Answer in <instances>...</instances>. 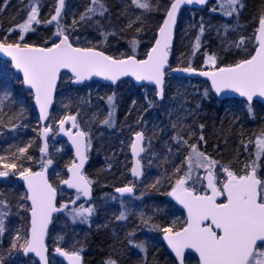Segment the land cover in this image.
Returning <instances> with one entry per match:
<instances>
[{
  "label": "trees",
  "instance_id": "trees-1",
  "mask_svg": "<svg viewBox=\"0 0 264 264\" xmlns=\"http://www.w3.org/2000/svg\"><path fill=\"white\" fill-rule=\"evenodd\" d=\"M36 1L0 0V42L28 43L38 47H50L56 43L49 34L54 24L45 23L54 14L56 0H39L41 23L36 24L34 32L23 41L17 38V29L9 31L26 20ZM215 1L204 11L185 10L182 13L170 51L162 103L156 100L153 89L136 87L130 81L122 82L115 88L92 83L76 89L71 87L68 75L61 76L49 124L57 125L60 118L56 116L76 115L84 132L91 133L90 164L85 176L92 181L95 197L99 192L109 195L115 188L131 182L129 143L132 135L143 131L145 125L148 129L150 125H156L153 132H146L149 148L144 157L145 162L149 161L155 170L150 169V175L144 174L143 180L137 184L140 192L138 203L131 204V207L116 211L99 208L89 224L77 226L67 223L58 226L59 218L64 217L66 211L58 215L48 236L50 251L56 247L69 252L79 251L84 264H105L109 259L117 264H175L160 238L162 229L170 227L173 221L177 228L184 226L183 215L170 202L168 193L176 178L174 169L181 166L188 149L180 147L173 137L179 133L189 144L197 143L200 151L222 165H230L236 172L243 168L245 162L253 159V140L264 131V107L259 103L250 107L239 100L220 102L212 95L207 83L170 75L174 69L189 66L195 70H207V55H215L217 67H222L234 65L254 54V39L259 17L264 13V0H240L243 7L237 5V12L232 16L223 15ZM100 2L107 9L104 15L89 14L91 19L81 21L80 16L91 6V0H67L62 17L66 25L65 34L71 41L79 39L82 47H95L114 58L134 55L144 59L154 43L170 0H159L158 10L151 12L136 8L131 5V0ZM149 2L153 7L157 6V0ZM213 8L217 10L212 11ZM136 16L142 19L128 28L129 20L135 21ZM74 20L78 22L75 27L72 26ZM137 28L141 30L138 32ZM102 32L115 35H108L105 40ZM197 37L199 48H196ZM242 37L245 42L237 48L236 43ZM133 40L138 44L134 50L129 46ZM5 92L8 95L0 107V152L10 148L16 152L17 148L31 143L26 155H31L33 159L22 161L29 164L28 168L32 171H38L40 165L37 163L42 159L39 151L40 124L32 94L10 64L0 60V96L4 97ZM113 94L115 110L109 126L102 123L108 116L104 99ZM201 124L204 125L203 130L199 127ZM201 131L204 141H199ZM190 132L195 133L191 138ZM249 139L253 143L248 144V151L245 152L241 141L247 144ZM53 161L49 177L59 189L73 156L65 146ZM58 170L61 176L56 180L52 171ZM262 170L264 176V166ZM68 194L72 198L76 196ZM58 203H64L62 196H59ZM121 211L125 212L127 219H116ZM133 232L135 235L130 236L129 233ZM141 242L145 244L146 252L135 247ZM21 261L22 264H36L30 258L22 257ZM50 264L62 263L50 257Z\"/></svg>",
  "mask_w": 264,
  "mask_h": 264
},
{
  "label": "snow or ice",
  "instance_id": "snow-or-ice-1",
  "mask_svg": "<svg viewBox=\"0 0 264 264\" xmlns=\"http://www.w3.org/2000/svg\"><path fill=\"white\" fill-rule=\"evenodd\" d=\"M206 3V0H170V7L166 9V18L159 27V36L155 40L154 46L147 53V58L138 60L134 55L126 58H114L106 55L105 52L97 50L95 47H74L65 34L64 26L60 23L61 12L65 5V0H58L55 14L46 21L47 24L56 23V31L53 35L59 37L58 43H53L50 47H38L28 43L20 42H0V52H3L11 61L14 67L23 73V82L34 90L35 103L39 107V118L41 121L49 119V109L53 103V94L57 86V80L62 69H68L73 74L74 83H82L93 76L103 77L106 80L116 83L123 76H133L137 81H149L156 85L157 95L163 98V84L165 67L168 64L169 48L173 36V28L176 24L177 13L182 5ZM157 6L149 0H131V5L143 9L146 12L157 11ZM237 5L243 7L240 0H219L218 7L225 16H232L237 12ZM2 10V9H0ZM213 8L212 11H216ZM107 11L105 5L100 0H91V6L87 7L81 14L80 20L91 19L89 14L99 13L104 15ZM141 16H136L135 21L129 20L127 27L131 28L136 21H140ZM33 23L39 24L38 9L31 7L30 13L24 22L19 23L9 31L19 30V41L24 40V34L34 31ZM73 21V27L77 24ZM258 35L255 39L258 46L255 53L249 58L239 60L234 65L217 67V57L207 55L206 65L212 67V71H200L199 75L206 76L211 80V86L217 94L225 90H231L245 97L251 102L254 97H264V13H261L258 21ZM141 29L137 28L136 31ZM203 32V26H201ZM107 39L108 35L115 33H101ZM242 37L236 43L239 48L244 44ZM130 43L135 49L136 41ZM199 37H197L196 48H199ZM174 71L191 73L196 70L191 66L177 68ZM207 94V90L205 91ZM8 95L7 92L4 93ZM115 94L107 97V102L111 108L107 118L102 123L111 126L114 113ZM151 104V102H149ZM251 110V109H250ZM71 124L68 128L66 125ZM59 131L64 133L71 141L75 149L78 160H74L68 167L70 174L62 183L70 189L76 190V199L71 201L75 205L76 200L81 197H91L92 181L84 175L82 169L88 159L87 152L91 146L88 134L79 130L76 115H66L58 121ZM203 130L204 125L201 124ZM72 129H77L73 132ZM53 126L47 124L40 130V138L44 141L39 148L41 154H46L48 150L47 138ZM135 139L131 144L134 156H139L144 152L141 146L144 140L142 132H136ZM195 133H189V138ZM180 147L188 149L187 156L181 162V166L174 169L175 180L172 189L168 193L178 203L187 210V219L184 226L177 228L173 221L170 227L162 229L164 240L169 248L175 253L178 264H185V250L194 249L199 254V264H264V178L258 174L261 168V157L264 156V131L255 138V158L244 163L239 171H233L230 165H222L219 161L212 159L205 152L200 151L197 143L189 144L179 133L173 137ZM201 131L199 141H204ZM241 143L245 152L248 151V144L253 143L249 139L248 143ZM31 143L25 147H19L12 154L11 160L0 155V177H7L10 173L16 174L27 184V199L31 201V227L26 235L21 236L19 232L12 240L11 248L19 246L25 255L34 253L39 258L40 264H49L48 248L45 243L48 225L51 222L52 214L68 209V204L56 206L57 190L48 182L46 171L52 165L53 160L41 159V170L32 171L31 168L24 167L20 161H31L33 157L26 155ZM179 150V149H178ZM171 151V149H169ZM219 167L224 174V179L217 177L215 169ZM204 169L206 176L201 178L194 175L198 169ZM133 176L142 175L140 161L137 160L131 169ZM171 179V178H170ZM206 180L203 194H200L195 187L189 186ZM159 182V181H157ZM133 186L117 188L116 192L121 195L133 193ZM223 197L221 201L219 198ZM6 202L0 200V236L6 231L5 217L7 212L3 211ZM95 209L92 206L85 207L83 204L73 207L69 212L75 222L77 219L82 223L88 222ZM118 220H125L127 216L121 211ZM207 222V223H206ZM134 236L135 233H129ZM259 242V243H258ZM129 243H132L129 240ZM135 247L141 251H147L143 242ZM55 253L67 259L68 264H81L79 251H66L61 247L55 248ZM0 264H3L0 260ZM105 264H117L115 260L109 259Z\"/></svg>",
  "mask_w": 264,
  "mask_h": 264
},
{
  "label": "rangeland",
  "instance_id": "rangeland-1",
  "mask_svg": "<svg viewBox=\"0 0 264 264\" xmlns=\"http://www.w3.org/2000/svg\"><path fill=\"white\" fill-rule=\"evenodd\" d=\"M37 3V4H36ZM36 3L34 4V7H36L38 9V19H39V14L41 11V2H39V0L36 1ZM219 4V0L215 1V5ZM221 11V10H220ZM51 18V17H50ZM61 24L64 26V29L66 28V25L64 24V22L61 20L60 21ZM33 28L35 30L36 28V24L33 23ZM56 31V25H53V27L49 30V34L51 36V38L55 39L56 42L60 39L59 37L53 35L54 32ZM34 31H30L26 34H24V38L27 37L28 35L32 34ZM16 35L17 38H19V30L17 29L16 31ZM81 40V39H80ZM73 43L78 46V47H82L81 44H79V39L75 38L72 40ZM131 49H133V45L130 44L129 45ZM138 47V44L136 43L135 45V49ZM207 66V70H213L212 67L210 65H206ZM5 95L0 96V107L3 106V104L5 103ZM105 101V105H107V107H105V111L106 112V116L108 115V112L111 110L108 102H107V97L104 99ZM251 107V106H250ZM61 114V113H60ZM63 116V115H62ZM62 116H56L57 118H63ZM53 126V131L51 132V136H50V140H49V154L46 157H42L44 160L47 159H54L56 156L60 155L63 151V147L66 146V143L63 142L59 139L58 137V123L56 126ZM156 128V125H150V129H148V127L143 126L144 130L142 131L145 136H146V132L150 131L153 132V128ZM80 130L84 131L80 126H79ZM88 138L91 141V133L88 132ZM255 141V138L254 140ZM130 145V143H129ZM92 147V144L90 146V149ZM13 148V147H12ZM149 148V142L146 139V154H147V150ZM15 152H12V149H6V151H4V149L0 152V155L6 156L9 158V160H11L12 158V154ZM253 159L255 158V143L253 146ZM41 161V160H40ZM40 161L37 163L40 165V169H41V163ZM21 163H23L24 167L29 166V164L20 161ZM54 162V161H53ZM143 166H144V173L147 175H150L151 171H154L155 169L153 167H151L149 165V161L145 162V159H143ZM261 168L264 166V156L261 157ZM70 165V164H69ZM52 165L48 166L49 171L51 172L52 170ZM151 169V171H150ZM0 170H3L2 168H0ZM262 171V170H261ZM205 170L204 169H198L196 171V173H194V175H199L201 178H203L204 174H205ZM52 174L54 175L55 179L59 178L61 175L60 170L58 171H52ZM261 176L264 178L263 173H261ZM218 179L223 180L224 179V174L222 172H220V176H218ZM21 177L19 176L18 172L16 174H12L10 173L7 177H0V200H3L6 202V207L3 208V211L7 212L8 215L5 217V228L6 231L3 233L2 236H0V260H2L3 264H22L21 258H22V249L19 248V246H17L16 249H12L11 248V244H12V240L13 238L16 236V234L19 232V234L21 236H24L27 234V232L29 231V211L30 208L28 206L27 203V195L24 191L23 186L21 185V183L19 182V179ZM65 179V178H64ZM62 179V180H64ZM57 180V179H56ZM62 180L60 182V185L62 186ZM54 185V184H53ZM189 186L195 187L200 189V187L203 186V179H201L200 182H197L196 184H192L191 181H189ZM56 187V185H55ZM134 188L136 189L137 195H136V199H134L133 201H119L115 198L114 195L112 194H105L103 192H99L96 196V200L89 206L94 207L95 211L93 213V215L96 213V211L99 208H104V204L106 206H111V207H117L118 209L125 208L127 207H131V204L133 203H138V198H139V194L140 192L138 191L139 189L137 187L134 186ZM59 192V196H62L64 198V203L62 204H68L69 207L68 209H66V213L64 214V217L59 218L58 220V226H61L62 224H70L72 226H77V225H84V224H89L90 220L93 218V215L89 218L88 222L86 223H82L80 222L79 219H77L75 222L73 221L72 217L69 215V212L71 211V209L73 207H78L79 205L83 204L85 207H89L88 205H86L84 203V201L82 200V198H80L79 200H76V204L73 205L71 204L72 200L76 199L75 197H70V195L65 192V190L63 188H59L57 189ZM61 204V205H62ZM53 242H55V240H53ZM187 264H198L197 262H192V261H188Z\"/></svg>",
  "mask_w": 264,
  "mask_h": 264
},
{
  "label": "water",
  "instance_id": "water-1",
  "mask_svg": "<svg viewBox=\"0 0 264 264\" xmlns=\"http://www.w3.org/2000/svg\"><path fill=\"white\" fill-rule=\"evenodd\" d=\"M66 2L67 0H65V5H64V8L62 9V12H61V18H60V21L63 17V14H64V11H65V7H66ZM213 0H206V3L203 4V5H200V4H191V5H188V4H185V5H182L177 13V19H176V24L174 25V28H173V36H172V41H171V44H170V48H169V56H168V64L166 65L165 67V76H164V84H163V98L161 99L160 96L157 95V87L155 84L149 82V81H137L135 79V77L133 76H123L121 77L116 83H113L112 81H109V80H106L104 79L103 77H97V76H93L91 79H88V80H85L83 81L82 83H74V77H73V74L70 72V70L68 69H62L60 71V74H59V77H58V80H57V86H56V89L54 91V94H53V103L49 109V119L46 120V121H41L40 118H39V107L36 105L35 103V96H34V90L30 88L29 85L25 84L23 82V73L16 69L11 61V57H8L7 55H5L3 52H0V60L2 61H5L7 63L10 64L12 70L15 72V74H17L20 79L22 80V83L24 85V87L31 92L32 94V99H33V105H34V108H35V111H36V115L38 117V120H39V124H40V130L43 126L49 124V121L51 119V116H52V113H53V110H54V107H55V101H56V96H57V91H58V88L60 86V82H61V76L66 74L68 75L70 78H71V82H70V85L72 88H78V89H81V88H84L92 83H98V84H101L103 86H108V87H117L118 85H120L122 82H125V81H130L134 86L136 87H148V88H151L155 91V95H156V100L159 102V103H162L164 101V94H165V87H166V78H167V73L169 71V67H170V51L172 50L173 46H174V42H175V34H176V30H177V27H178V23H179V20L182 16V13L185 11V10H196V11H204L206 10L211 4H212ZM58 6V0H56V5H55V8ZM170 7V6H169ZM54 14H55V10H54ZM53 14V15H54ZM166 18V15L164 17V19ZM163 19V20H164ZM54 25H56L55 22H53ZM163 24V21L161 23V25ZM160 25V26H161ZM259 26V24H258ZM159 30V29H158ZM258 35V32H256V35L255 37ZM159 36V31H157V34H156V37H155V40L158 38ZM70 40V39H69ZM155 40H154V43L152 45V47L154 46L155 44ZM59 42V40L57 41V43ZM70 42H72L70 40ZM254 44H255V48L258 46V42L256 39H254ZM74 46V45H73ZM76 47V46H74ZM151 47V48H152ZM151 50V49H150ZM149 50V51H150ZM255 53V52H254ZM107 55V54H106ZM147 58V55L144 59ZM138 59V58H137ZM138 60H143V59H138ZM200 71H212V70H196L195 72H191V73H185V72H179V71H171L170 72V75L171 76H174V77H179V78H184V79H189V80H198V81H202V82H205L208 84L209 88H210V91L212 93V95L220 102H227V101H232V100H239V101H243L245 102L247 105L251 106L255 103H259L261 106L264 107V97H259V96H256L253 98V100L251 102H248L247 99L245 97H241L239 96L238 93H235L231 90H225L224 92H221L220 94H217L215 92V90L212 88L211 86V80L206 77V76H201L199 75V72ZM66 127L70 128L71 127V124L69 123L68 125H66ZM80 130V129H79ZM73 132L77 131V129H72ZM143 133V132H142ZM144 135V133H143ZM50 136H51V132L49 133L48 135V138H47V144H48V150H47V153L46 154H41L42 156H46L48 154V151H49V139H50ZM58 137L62 140H64L67 144V147L69 148V150L71 151L72 153V156H73V161L77 160L76 158V155H75V149L74 147L72 146L71 144V141L68 139V137L66 135H64V133L60 132L59 131V127H58ZM135 139V135L133 136L132 138V142L134 141ZM39 140H40V147L43 146V143L44 141L40 138L39 136ZM132 144V143H131ZM141 146L144 147L145 149V135H144V140L142 141L141 143ZM130 158H131V169L135 166V163L137 160L140 161V164H141V171H142V175L140 177H135L133 176L132 174V171H130V176H131V179L134 180V181H141L143 179V166H142V158L145 156V151L140 153L139 156H134L133 153H132V150H131V146H130ZM87 157H88V152H87ZM90 161H89V158L86 160L85 162V165H84V168L82 169L83 173L85 172V170L87 169L88 165H89ZM66 175H67V178L68 176L70 175L68 173V168L66 170ZM206 176V175H205ZM46 177L48 179V182L51 184L50 182V179H49V171H48V168H47V171H46ZM66 178V179H67ZM20 183L22 184L23 188H24V191L26 193V195H28V189H27V184L25 183V181L20 178L19 179ZM204 183L206 185V180H204ZM53 186V185H52ZM63 188L65 189V191L67 192H72V193H75L76 194V190L75 189H70L67 187V185L63 184L62 185ZM115 193L118 195V196H122V197H132L134 195V190H133V193L129 194V193H125L123 195H121L120 193L116 192ZM58 197H59V193L57 191V195H56V206L58 207ZM93 198V189H92V186H91V197L90 198H84L82 197V199L85 201V202H90ZM170 200L173 202L174 205H176L184 214H185V217L187 219V210L183 207V205H181L180 203H178L172 196H169ZM221 201L224 199L223 197L219 198ZM27 203H28V206L29 208H31V201L27 199ZM64 211H60V212H54L52 214V218H51V222L49 223L48 225V229H47V235L45 237V243L47 245V241H48V235H49V231L52 227V224H53V220L54 218L59 215V214H62ZM207 223V222H206ZM31 227V212L29 211V229ZM164 237V236H163ZM162 237V243L164 244L166 250L168 251V253L171 255V257L173 258V260L176 262V264H178V261L175 257V253L171 250V248H169L168 244H167V241L164 240V238ZM259 243V242H258ZM47 248H48V245H47ZM55 248L53 249L52 251V257L55 258L56 260H58L60 263L62 264H68V261L66 258L64 257H61L59 256L57 253H55ZM190 254V255H193L195 258H197L198 260V263H199V254L195 252L194 249H186L185 250V260H186V256ZM22 256L24 259H32L36 264H40L39 262V258L35 256L34 253H29L27 255H25L23 252H22ZM48 259H49V264H50V250L48 248ZM81 264H84L83 262V257L81 256Z\"/></svg>",
  "mask_w": 264,
  "mask_h": 264
},
{
  "label": "flooded vegetation",
  "instance_id": "flooded-vegetation-1",
  "mask_svg": "<svg viewBox=\"0 0 264 264\" xmlns=\"http://www.w3.org/2000/svg\"><path fill=\"white\" fill-rule=\"evenodd\" d=\"M138 132H142V131H138ZM145 135V134H144ZM133 136H134V134L132 135V137H131V142H130V145H129V148L128 149H130V146H131V143H132V138H133ZM129 151V150H128ZM89 152H90V148H89V150H88V158H89ZM145 155H146V137H145ZM145 157V156H144ZM144 157L142 158V161H143V159H144ZM129 158H130V151H129ZM89 161H90V159H89ZM90 164V163H89ZM89 166V165H88ZM142 166H143V162H142ZM88 168V167H87ZM263 168V167H262ZM262 168H260L259 170H258V174L261 176V173L263 172V170H262ZM262 170V171H261ZM130 171H131V158H130ZM130 171H129V176H130ZM215 172H216V174L218 175V176H220V172H221V170H220V168L219 167H217L216 169H215ZM144 166H143V178H144ZM85 175V174H84ZM205 175H206V173L204 174V176L203 177H205ZM262 177V176H261ZM263 178V177H262ZM130 180H131V182L130 183H128V184H124L123 186H121V187H124V186H133V189H134V195L132 196V197H122V196H118L116 193H115V191H116V189L117 188H121V187H117V188H115L114 190H113V192L111 193L112 195H114L115 196V198L117 199V200H119V201H133L134 199H136V195H137V192H136V189L134 188V186L135 187H137L138 189H139V186L137 185L138 183H140L141 181H139V182H137V181H134V180H132L131 179V176H130ZM92 186V185H91ZM204 186H205V183H204V180H203V186L202 187H200V190L198 191L200 194H203V192H204ZM92 189H93V198H92V200L90 201V202H85L84 200V203L86 204V205H91L95 200H96V197H95V194H94V188H93V186H92ZM72 193V192H71ZM72 194H74V195H76L75 193H72ZM82 198V197H81ZM169 200H170V198H169ZM170 202L173 204V202L170 200ZM174 205V204H173ZM175 207H177L176 205H174ZM104 207L105 208H107L108 210H112V211H116L118 208L117 207H111V206H106L105 204H104ZM178 208V207H177ZM179 209V208H178ZM120 210V209H119ZM180 210V209H179ZM180 212L182 213V215H183V218H184V222H185V220H186V217H185V214L180 210ZM164 236V233H162V235H161V243H162V237ZM162 245H163V247L165 248V246H164V244L162 243ZM165 250H166V248H165ZM167 251V250H166ZM168 252V251H167ZM169 254V253H168ZM170 255V254H169ZM171 256V255H170ZM172 258V257H171ZM173 259V258H172ZM192 261V262H197L198 263V260H197V258H195L193 255H190V254H188L187 256H186V260H185V264H187L188 263V261ZM174 261V260H173ZM83 262H84V259H83ZM175 262V261H174ZM175 264H176V262H175ZM199 264V263H198Z\"/></svg>",
  "mask_w": 264,
  "mask_h": 264
}]
</instances>
